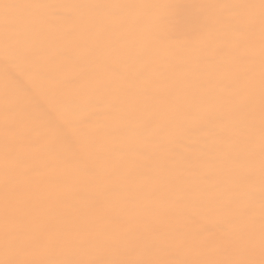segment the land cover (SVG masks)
I'll return each mask as SVG.
<instances>
[{"label":"bare ground","instance_id":"obj_1","mask_svg":"<svg viewBox=\"0 0 264 264\" xmlns=\"http://www.w3.org/2000/svg\"><path fill=\"white\" fill-rule=\"evenodd\" d=\"M4 3L251 7L209 21L210 44L193 40L180 9L66 8L40 23V10L0 7V261L264 264L261 0ZM113 98L119 102L109 112ZM6 124L16 133L8 161ZM206 125L215 131H197ZM86 136L96 148L79 150L70 164L50 151L53 144L79 149ZM248 169L252 223L229 232L234 209L214 193L226 176ZM6 200L18 207L9 240L24 243L15 250L5 240ZM148 222L159 232L152 243Z\"/></svg>","mask_w":264,"mask_h":264},{"label":"snow or ice","instance_id":"obj_2","mask_svg":"<svg viewBox=\"0 0 264 264\" xmlns=\"http://www.w3.org/2000/svg\"><path fill=\"white\" fill-rule=\"evenodd\" d=\"M5 11L9 9L23 8L26 10H40L41 15L38 17L40 23H46L48 15L59 17L62 11L66 8H79L83 10L89 9H106V10H125L130 8H152V7H165L169 9H180L190 19L191 24L188 28V34L193 38L194 41L210 44L216 37V29L209 23L214 21L216 24L223 23V18L237 15L241 9L251 7L250 5L239 4V3H225V4H199V3H188V4H168V5H127V4H79V5H67V4H27V5H15V4H0ZM208 9L218 10L217 15H209ZM261 10L264 14V0H261ZM7 20L8 17L6 16ZM9 78L13 79L9 73ZM264 85V81H262ZM100 88H104L103 84L99 85ZM118 99L113 98L107 105L109 112L117 109ZM262 118H264V101H262ZM118 131V130H117ZM197 131L212 133L215 130L209 126L199 128ZM219 134V133H217ZM15 129L13 126L6 124L5 127V160L8 161L10 153L7 150V145L15 140ZM96 148L95 142L90 137H84L79 149L72 148L65 144L51 145L50 151L55 158H62L66 163H71L78 155L79 150L92 151ZM223 184L225 187H221L217 192L214 193V199L225 208L234 209L230 212L225 220L228 226L229 232L237 230H243L252 223V207L251 202L255 197V173L252 169L239 170L233 175L226 176ZM260 191H261V218L262 226H264V154H262V163L260 169ZM3 218L5 223V240L8 247L15 250L17 247L23 246V239L17 236L14 239L9 240V225L13 222L18 207L11 201L6 200L2 209ZM144 231L147 234L145 238L146 243H152L159 236L158 229L154 222H148L143 225ZM181 242H183L181 240ZM199 243H207V240L198 241ZM264 242V240H262ZM0 264H33L30 261H0ZM88 264V262H85ZM121 264H144V262L128 261L121 262ZM147 264H169L167 261H153L147 262Z\"/></svg>","mask_w":264,"mask_h":264}]
</instances>
